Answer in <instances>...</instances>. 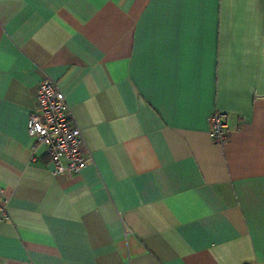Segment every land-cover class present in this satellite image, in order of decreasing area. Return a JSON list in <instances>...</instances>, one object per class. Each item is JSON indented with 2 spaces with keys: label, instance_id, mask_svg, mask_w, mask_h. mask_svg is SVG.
I'll use <instances>...</instances> for the list:
<instances>
[{
  "label": "crops",
  "instance_id": "obj_1",
  "mask_svg": "<svg viewBox=\"0 0 264 264\" xmlns=\"http://www.w3.org/2000/svg\"><path fill=\"white\" fill-rule=\"evenodd\" d=\"M43 77L76 174L31 148ZM0 187V264H264V0H0Z\"/></svg>",
  "mask_w": 264,
  "mask_h": 264
},
{
  "label": "built area",
  "instance_id": "obj_2",
  "mask_svg": "<svg viewBox=\"0 0 264 264\" xmlns=\"http://www.w3.org/2000/svg\"><path fill=\"white\" fill-rule=\"evenodd\" d=\"M228 129V115L218 111L212 113L209 127L212 139L223 143ZM26 130L32 140V149L43 145L47 157L55 166V174H76L83 167L88 154L80 130L72 119L64 94L48 77H43L37 85L34 107L28 114ZM5 202L0 187V220L5 215Z\"/></svg>",
  "mask_w": 264,
  "mask_h": 264
}]
</instances>
